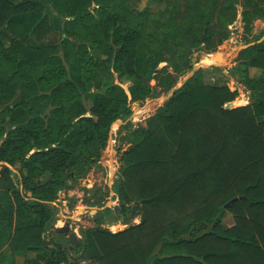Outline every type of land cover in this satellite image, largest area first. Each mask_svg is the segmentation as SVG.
Masks as SVG:
<instances>
[{"label": "trees", "instance_id": "16d2710c", "mask_svg": "<svg viewBox=\"0 0 264 264\" xmlns=\"http://www.w3.org/2000/svg\"><path fill=\"white\" fill-rule=\"evenodd\" d=\"M244 1L260 4L264 17V0ZM119 5L0 0V264L10 262L5 246L24 264H264V39L234 51L227 67L250 90L248 104L226 108L238 90L205 83L196 69L147 109L111 175L118 200L104 205L109 190H89L83 203L104 206L72 249L55 231L64 174L100 159L112 124L130 125L132 101L168 93L192 69L185 55L183 67L172 64L155 84L146 82L150 63L168 59L142 52L140 30L117 22ZM29 12L51 29L62 16L77 20L87 44H5V29ZM245 30L240 44L264 34V26ZM123 79L131 81L127 90ZM227 212L232 226L224 225ZM117 222L123 228L111 231Z\"/></svg>", "mask_w": 264, "mask_h": 264}, {"label": "rangeland", "instance_id": "374dc122", "mask_svg": "<svg viewBox=\"0 0 264 264\" xmlns=\"http://www.w3.org/2000/svg\"><path fill=\"white\" fill-rule=\"evenodd\" d=\"M123 2L125 7L123 5L116 7V14L120 15L117 22L127 28L140 30L144 54L148 56L162 54L168 59L157 63L151 80L146 82L155 84L156 78L163 76L165 70H173L172 64L183 67L185 55H190L192 69L180 76L175 86L183 84L187 76L202 68L203 82L228 84L230 89L238 90V95L232 100L235 105L248 104L251 101L250 90L239 82L236 75L227 71V67L236 63L237 54L234 51L228 53L224 51L230 46L242 43L243 35L248 34L245 29L248 28L255 33L264 26L260 4L254 1L246 3L244 0H123ZM68 19L62 16L52 24L51 29L48 20L38 13L29 12L5 29L7 34L5 44L10 45V42H14L22 47L29 42L61 44L64 38H68L76 45L87 44L89 38L87 30L77 20ZM200 43L203 47L196 50ZM191 50L192 53H189ZM218 54H221V57H218ZM256 72L257 70L252 69V75L256 76ZM120 83L127 90L131 81L123 79ZM91 86L93 92V83ZM168 93L161 91L157 98L132 101L131 115L128 118L130 125H126L127 121L112 124L109 145L100 159L93 158V162H85L83 168L72 169L64 174L66 188L59 191L58 199L54 202L59 207L54 226H62L69 222L71 230H75L80 238L81 228L94 225L92 216L95 210L101 207L83 203V198L91 196L92 192L89 190L91 188L95 190L93 186L109 190L104 205L114 204L118 200L111 189V175L117 172L121 154L129 145H133V133L145 125L146 111L154 104L151 100H163ZM17 97L18 95L15 96V100ZM85 103L91 106V98L86 97ZM86 169L89 170L83 176ZM74 197L76 201L73 200ZM132 217L133 223L141 219L140 215ZM223 222L226 226H232L234 224L232 214L227 212ZM107 226L111 231H116L123 228L124 224L117 222Z\"/></svg>", "mask_w": 264, "mask_h": 264}, {"label": "water", "instance_id": "95a60500", "mask_svg": "<svg viewBox=\"0 0 264 264\" xmlns=\"http://www.w3.org/2000/svg\"><path fill=\"white\" fill-rule=\"evenodd\" d=\"M264 39V34L256 41H252V42H249V43H245V44H238V45H233V46H230L229 48H227L224 52L225 53H228V52H232V51H236L238 49H242V48H246L250 45H253L257 42H260ZM224 53V54H225ZM218 57H221V54H218ZM157 66V62L156 61H152L150 63V66L147 70V73H146V76H145V80L146 81H149L151 80L152 78V75H153V71L155 70V67ZM190 77L187 76L186 79H188ZM182 84L180 85H177L175 87H173L168 95L163 99V100H151V103H163L168 97H170L174 90L177 89L178 87H180ZM234 105V102L233 101H229L227 102V104L225 105L226 108L230 107ZM118 123V122H117ZM122 123V122H120ZM132 145H129L127 150L131 148ZM89 169H86L85 172L83 173V176L86 174V172L88 171ZM74 201H76V197L73 198ZM54 229L57 233H60V234H64V235H67L68 239H69V249H72L74 246H77L79 244V236L77 235V233L75 232V230H71V227H70V224L69 222H66L64 225L62 226H54Z\"/></svg>", "mask_w": 264, "mask_h": 264}, {"label": "crops", "instance_id": "0c3cea01", "mask_svg": "<svg viewBox=\"0 0 264 264\" xmlns=\"http://www.w3.org/2000/svg\"><path fill=\"white\" fill-rule=\"evenodd\" d=\"M252 69L253 70H257V69H255V68H250V72H251V75H252ZM259 73V70H257V72H256V74H258ZM254 76V75H253ZM227 103H225V105H226ZM101 208H103V207H101ZM114 231V230H113ZM5 249V252H6V257H5V261H10V262H8V264H24V255L23 254H14L12 257L10 256V252H9V250L7 249V247L5 246L4 247ZM10 257H11V259H10ZM7 258H8V260H7ZM80 264H87V261H82Z\"/></svg>", "mask_w": 264, "mask_h": 264}]
</instances>
